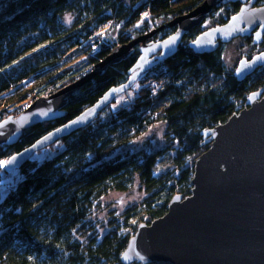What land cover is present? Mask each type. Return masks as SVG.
Returning a JSON list of instances; mask_svg holds the SVG:
<instances>
[{"label": "trees", "instance_id": "trees-1", "mask_svg": "<svg viewBox=\"0 0 264 264\" xmlns=\"http://www.w3.org/2000/svg\"><path fill=\"white\" fill-rule=\"evenodd\" d=\"M202 1L0 0V121L79 80L116 46ZM242 5L238 0L215 6L184 34L175 53L158 52L135 83L91 122L40 149L47 150L44 158L32 154L18 168L0 167V264H123L121 255L138 226L163 216L174 195L191 194L195 162L209 146L207 132L246 107L250 94L264 93V65L244 79L236 74L241 59L264 49V38L253 39L257 28L230 40L239 39L246 48L233 66L223 56L230 41H218L203 53L192 47L199 34L224 24ZM262 5L264 0H255L254 6ZM175 30L164 27L150 41ZM139 56L137 45L74 90L61 116L0 144V160L8 161L125 83ZM157 124L166 127L165 145L132 150ZM136 183L146 196L113 215L108 230L99 233L93 217L102 198Z\"/></svg>", "mask_w": 264, "mask_h": 264}, {"label": "water", "instance_id": "water-1", "mask_svg": "<svg viewBox=\"0 0 264 264\" xmlns=\"http://www.w3.org/2000/svg\"><path fill=\"white\" fill-rule=\"evenodd\" d=\"M234 1L238 0H203L189 12L116 46L79 80L48 96L36 98L17 116L1 120L0 144L15 142L26 129L61 116L66 99L74 90L93 77L103 75L109 65L125 59L140 45V56L125 83L108 89L72 119L13 155L6 167H20L35 151L91 122L118 94L135 83L157 58L158 52L162 51L166 57L175 53L184 34L201 25L215 6ZM241 1L240 10L224 24L196 37L192 43L195 52L211 51L218 41L228 42L237 34L256 27L253 39L262 41L264 5L254 6L255 0ZM168 26L176 27L175 32L160 41H150L157 31ZM262 54L264 49L251 58L241 59L236 68L237 77L244 79L264 65ZM82 115L84 118L79 123L69 124ZM207 134L209 146L195 162L191 194L185 198L174 195L163 216L150 224L141 223L121 255V263L264 264V93L250 94L246 107Z\"/></svg>", "mask_w": 264, "mask_h": 264}, {"label": "rangeland", "instance_id": "rangeland-1", "mask_svg": "<svg viewBox=\"0 0 264 264\" xmlns=\"http://www.w3.org/2000/svg\"><path fill=\"white\" fill-rule=\"evenodd\" d=\"M207 25V23H205ZM246 48L240 45L239 39H234L226 44L224 50V59L230 66L239 62L241 53H244ZM119 96L117 99H120ZM166 127L164 124H157L152 127L143 137L136 141L131 149L146 148L152 150L165 145L164 134ZM47 150H38L33 153L32 157L36 159H42L46 156ZM145 189H142L138 183H136L129 191L117 192L113 191L107 196L102 198L100 210L94 215L93 222L99 233H104L110 227V218L113 215H118L124 212L127 207L139 203L146 196ZM139 264V263H138Z\"/></svg>", "mask_w": 264, "mask_h": 264}, {"label": "snow or ice", "instance_id": "snow-or-ice-1", "mask_svg": "<svg viewBox=\"0 0 264 264\" xmlns=\"http://www.w3.org/2000/svg\"><path fill=\"white\" fill-rule=\"evenodd\" d=\"M251 2V0H249V3ZM253 11H256L255 9H253ZM147 14H145V16H146ZM143 19V18H142ZM233 19H236L235 17L233 18ZM101 35H103V33H101ZM193 43H195V41L193 42ZM262 56H264V54H262ZM115 107V106H114ZM91 114V112H89L88 113V115H90ZM84 117H83V115L81 116V117H78L77 118V120L76 121H70L69 122V124L71 125V124H74V123H79L80 122V120L81 119H83ZM65 127H67V126H65ZM56 131H60L59 129H57ZM52 134L50 133L49 134V136H51ZM37 143H39V141L37 142ZM34 147V146H33ZM19 155V154H18ZM10 160L12 159V158H9ZM6 163H8V161H4V160H0V167H3Z\"/></svg>", "mask_w": 264, "mask_h": 264}, {"label": "flooded vegetation", "instance_id": "flooded-vegetation-1", "mask_svg": "<svg viewBox=\"0 0 264 264\" xmlns=\"http://www.w3.org/2000/svg\"><path fill=\"white\" fill-rule=\"evenodd\" d=\"M257 28V27H256ZM254 30V29H253ZM263 38H264V34H263Z\"/></svg>", "mask_w": 264, "mask_h": 264}]
</instances>
